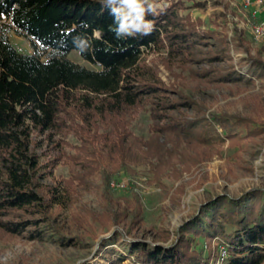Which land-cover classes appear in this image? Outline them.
<instances>
[{
	"label": "trees",
	"instance_id": "trees-1",
	"mask_svg": "<svg viewBox=\"0 0 264 264\" xmlns=\"http://www.w3.org/2000/svg\"><path fill=\"white\" fill-rule=\"evenodd\" d=\"M156 2L164 5L145 15L153 25L149 33L118 38L113 6L102 0H0V21L6 20L12 31L48 51L44 59L21 54L10 43L9 31L0 32V232L83 248L78 237L63 236L48 213L59 204L61 192L74 203L77 190L90 188L89 177L102 164L126 168L146 164L151 171L172 169L179 174L172 161L185 140L207 151L196 159L204 161L211 148L264 133V125L256 126L248 118L206 116L183 94L180 77H175L181 70L194 81L250 84L264 79L262 52L237 65H216L230 58L226 36L202 31L200 19L193 21L189 13H182L186 3L204 9L207 1ZM236 43L245 46L241 35ZM146 48L162 54L151 66L141 61ZM73 50L99 70L67 60ZM201 62L209 68H186ZM160 66L171 74L172 82L160 78ZM141 112L150 120L147 137L132 132ZM62 164L69 166L70 177L54 182V170ZM190 167L186 163L183 170ZM127 211L112 213L109 220L116 225ZM130 213L139 224V210ZM121 238L115 232L100 240L99 251L108 264H217L213 240L226 252L221 264H264V190L205 203L168 247L132 242L121 253L108 248Z\"/></svg>",
	"mask_w": 264,
	"mask_h": 264
},
{
	"label": "rangeland",
	"instance_id": "rangeland-1",
	"mask_svg": "<svg viewBox=\"0 0 264 264\" xmlns=\"http://www.w3.org/2000/svg\"><path fill=\"white\" fill-rule=\"evenodd\" d=\"M206 1L204 9L190 8V3H186L188 8L182 13H189L193 21L200 19L202 31L221 32L226 36L230 58L216 65H237L240 60L258 57L259 52L264 57V42L253 40L249 15L240 0ZM156 4L159 7L164 5L163 2ZM218 15L220 18H215ZM213 21L220 26L215 27ZM6 30L10 43L19 53L42 59L47 57L48 51L33 46L28 38L12 31L9 23L2 19L0 32ZM239 35L245 42L244 48L236 43ZM160 55L156 50L146 48L141 61L151 66L152 60L162 57ZM66 59L87 69L99 70L83 61L77 51H71ZM186 68L199 71L209 65L201 62L188 64ZM180 71L176 70L175 77H180L183 94L195 100L206 116H241L252 120L256 126L264 125V79H256L250 84L222 85L194 81L184 77L187 72ZM159 76L166 83L173 81L162 66ZM187 114L193 117L192 112ZM149 124L148 115L139 113L132 125L133 134L147 137ZM184 144L172 161L179 174L172 169L151 171L146 164L126 168L106 162L94 175H88L90 188L87 191L78 189L74 203L68 202L63 192L57 195L59 204L49 211L48 216L60 227L63 236L78 237L83 248L61 247L51 241L32 242L0 232V264H108V260L101 257L99 243L115 232L122 238L108 248L118 253L132 242L168 247L178 238L181 226L199 216L205 203L219 196L238 198L248 191L264 190V133L211 148L208 151L211 154L204 161L196 160L199 153L206 151L204 148L196 149L187 140ZM69 153L73 154V151ZM186 163L191 166L189 171L183 170ZM69 170L68 165H59L53 173L54 182L68 181ZM44 183L52 185L50 180ZM132 209L139 210V224L134 223ZM124 210L128 211L122 214V221L116 225L111 223L109 215ZM199 243L205 248L203 239H199ZM214 246L220 259L221 250L215 240L211 242V248Z\"/></svg>",
	"mask_w": 264,
	"mask_h": 264
},
{
	"label": "clouds",
	"instance_id": "clouds-1",
	"mask_svg": "<svg viewBox=\"0 0 264 264\" xmlns=\"http://www.w3.org/2000/svg\"><path fill=\"white\" fill-rule=\"evenodd\" d=\"M113 6L118 26L114 32L118 38L136 33L147 34L152 30V21L146 20L147 13H155L159 7L154 0H102Z\"/></svg>",
	"mask_w": 264,
	"mask_h": 264
},
{
	"label": "built area",
	"instance_id": "built-area-1",
	"mask_svg": "<svg viewBox=\"0 0 264 264\" xmlns=\"http://www.w3.org/2000/svg\"><path fill=\"white\" fill-rule=\"evenodd\" d=\"M246 8L250 20V32L255 42H264V0H240ZM221 250L222 257L217 264L223 263L225 250Z\"/></svg>",
	"mask_w": 264,
	"mask_h": 264
}]
</instances>
